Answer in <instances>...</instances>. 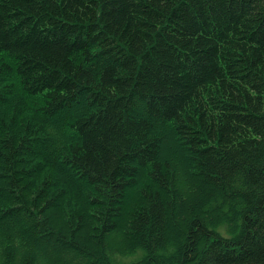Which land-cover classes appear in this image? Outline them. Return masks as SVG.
I'll use <instances>...</instances> for the list:
<instances>
[{
  "label": "trees",
  "instance_id": "obj_1",
  "mask_svg": "<svg viewBox=\"0 0 264 264\" xmlns=\"http://www.w3.org/2000/svg\"><path fill=\"white\" fill-rule=\"evenodd\" d=\"M0 264H264V0H0Z\"/></svg>",
  "mask_w": 264,
  "mask_h": 264
},
{
  "label": "rangeland",
  "instance_id": "obj_2",
  "mask_svg": "<svg viewBox=\"0 0 264 264\" xmlns=\"http://www.w3.org/2000/svg\"><path fill=\"white\" fill-rule=\"evenodd\" d=\"M7 225H10L9 223H7ZM44 248H45V253H52V249L53 248H51V251H50V248H48L46 245L44 246ZM141 255V252L139 251L138 253H136V255L135 256H132V257H124V256H122V257H119V256H116V259H122V261H125V262H130V261H132V260H134V259H136V258H138L139 256Z\"/></svg>",
  "mask_w": 264,
  "mask_h": 264
}]
</instances>
